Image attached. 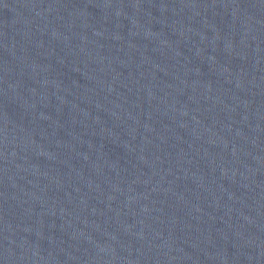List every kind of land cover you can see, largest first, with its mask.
<instances>
[{"label": "water", "instance_id": "water-1", "mask_svg": "<svg viewBox=\"0 0 264 264\" xmlns=\"http://www.w3.org/2000/svg\"><path fill=\"white\" fill-rule=\"evenodd\" d=\"M0 264H264V0H0Z\"/></svg>", "mask_w": 264, "mask_h": 264}]
</instances>
